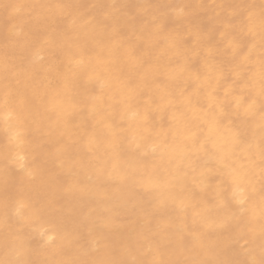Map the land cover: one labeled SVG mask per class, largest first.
<instances>
[{"label":"bare ground","instance_id":"bare-ground-1","mask_svg":"<svg viewBox=\"0 0 264 264\" xmlns=\"http://www.w3.org/2000/svg\"><path fill=\"white\" fill-rule=\"evenodd\" d=\"M262 36L264 0H0V264L259 261Z\"/></svg>","mask_w":264,"mask_h":264},{"label":"snow or ice","instance_id":"snow-or-ice-1","mask_svg":"<svg viewBox=\"0 0 264 264\" xmlns=\"http://www.w3.org/2000/svg\"><path fill=\"white\" fill-rule=\"evenodd\" d=\"M262 39H264V36H262ZM260 76H261V89L259 92V104H260V110L262 112V124H261V132H262V146H261V151L262 155H264V58L261 59L260 63ZM187 103L191 105L193 103V98L188 97ZM256 105V100L253 99L251 103L248 104V109L247 110H252L254 109ZM261 173L262 176H264V160H262V167H261ZM264 191V190H262ZM262 212H264V195H262ZM241 203H243V200H241ZM24 205L21 204L20 207L17 209V212L19 213L20 209L23 208ZM16 264H23L21 261H17ZM95 264H115L113 261H99L95 262ZM154 264H180V262H174V261H159V262H154ZM187 264V262H185ZM203 264H211V262H203ZM251 264H264V255H262V258L259 261L253 260Z\"/></svg>","mask_w":264,"mask_h":264}]
</instances>
